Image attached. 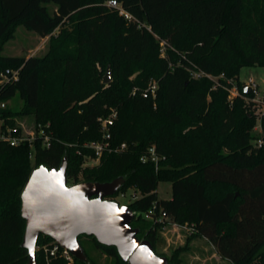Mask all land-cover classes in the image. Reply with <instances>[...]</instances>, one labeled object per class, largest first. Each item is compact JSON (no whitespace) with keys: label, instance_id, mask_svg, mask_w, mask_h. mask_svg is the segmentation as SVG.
Returning a JSON list of instances; mask_svg holds the SVG:
<instances>
[{"label":"trees","instance_id":"16d2710c","mask_svg":"<svg viewBox=\"0 0 264 264\" xmlns=\"http://www.w3.org/2000/svg\"><path fill=\"white\" fill-rule=\"evenodd\" d=\"M108 1L0 0V74L10 77L0 82V101L16 95L23 100L20 111L0 109V119L20 134L16 115H33L37 131L50 136L48 146L39 135L34 147L0 140V264H28L21 194L32 171L42 164L59 167L67 157L68 177L81 182L84 157L95 156L86 143L102 139L98 118L112 108L118 110L112 149L84 171L83 181L123 176L119 193L139 191L141 196L129 204L136 213L132 225L156 253L166 221L190 226L185 245L171 255L158 253L171 264H182L181 254L194 237L208 239L231 264H252L257 257L264 264V146L253 144L256 118L243 97L231 105L224 88H214L207 77L194 78L190 70L239 79L242 68L264 66V0H117L133 14L131 21ZM19 23L50 36L45 57L2 54ZM162 41L166 56H161ZM107 52L113 80L90 82L85 60H99ZM15 71L17 79L12 78ZM152 79L159 83L156 99L133 94ZM163 181L172 183L169 199L158 197ZM92 237L115 264H129L115 246ZM52 241L40 235L37 246ZM80 242L89 260L74 258L72 264H98L83 236ZM37 264L67 260H47L39 248Z\"/></svg>","mask_w":264,"mask_h":264},{"label":"water","instance_id":"95a60500","mask_svg":"<svg viewBox=\"0 0 264 264\" xmlns=\"http://www.w3.org/2000/svg\"><path fill=\"white\" fill-rule=\"evenodd\" d=\"M110 82L108 68L104 83ZM69 182L67 157L59 167L42 164L32 171L21 194V215L26 221L22 247L28 251V264H37L40 235L50 236L84 262L89 258L80 236L87 235L115 246L129 264H171L165 255L156 253L149 239L138 237L141 230L132 225L136 213L131 206L112 199L125 182L123 176L108 182Z\"/></svg>","mask_w":264,"mask_h":264},{"label":"rangeland","instance_id":"374dc122","mask_svg":"<svg viewBox=\"0 0 264 264\" xmlns=\"http://www.w3.org/2000/svg\"><path fill=\"white\" fill-rule=\"evenodd\" d=\"M53 9V6H51V10ZM60 34V29H56L55 32H53V35L57 36ZM50 36L47 37H41L39 34H37L34 31H30L27 29L22 23L17 24L14 29L13 33L10 35L8 39L5 40L3 44V51L2 54L12 56V57H30V56H39V57H45L49 50H50ZM102 57L99 60L96 61H90L88 59L85 60L84 64L88 65L87 75L89 81H93L94 79L99 80L102 84L104 83V78L106 76V73L108 71V68H110V65L108 63L107 56L108 54ZM48 72L51 73L50 68H48ZM2 74H0V79L2 80ZM110 75H111V81L113 80V74L110 69ZM249 77H254L259 81V83L264 86V66H247L242 68L239 80L242 82H245L248 80ZM0 80V82H1ZM109 84V83H108ZM7 107L14 110V111H20L23 108V100L20 98L19 95H16L13 99L10 101H7ZM113 109V108H112ZM16 124L20 129L22 130V133L25 135L31 134L32 132L38 133L36 127L37 124L35 122V118L33 115L30 114H18L16 115ZM257 123V121H256ZM39 127V126H38ZM254 133L256 130L253 128L252 130ZM32 165L34 168L36 167L35 164V158L34 156L31 159ZM100 162V158L94 157H84V160L81 163V169L79 173V180L83 181L84 177V171L92 166L97 165ZM70 184H74L72 180L69 182ZM158 197L161 199H169L172 197V183L163 181L160 182L157 189ZM141 193L134 188H129L128 190H124L123 192L119 193L112 199L115 201H118L121 205H129L136 197H140ZM145 218H151L149 215L145 214ZM172 222L166 221L164 223L165 228H162L160 233V238L158 241V246L156 248L158 253H162V246L167 247V250L165 252L168 255H171L172 251L178 247L181 246L185 240L187 235L192 231L190 226H187L185 228H181V234L182 239L177 237L179 233L170 232L172 229ZM172 237V241L168 242V237ZM83 240L85 243V246L87 250L89 251L90 255L92 257H95L98 264H115V257L110 256L109 254L105 253L104 250L98 246H96V242L94 241L92 236L83 235ZM170 245V246H169ZM164 247V248H165ZM218 252L216 250V247L210 243V241L207 239L203 240H197L193 247L189 248V250L184 251L182 256V264H220L215 260V256ZM203 259H206L203 260ZM221 264H230L228 260H221ZM252 264H262V261L260 258L257 257V259Z\"/></svg>","mask_w":264,"mask_h":264},{"label":"built area","instance_id":"2783aa9c","mask_svg":"<svg viewBox=\"0 0 264 264\" xmlns=\"http://www.w3.org/2000/svg\"><path fill=\"white\" fill-rule=\"evenodd\" d=\"M107 4L111 7L116 8L119 11V14L124 16L129 21L135 20V17L132 13L127 11L123 5L117 0H109ZM149 29H151L149 27ZM161 56H166L165 52V41L161 42ZM192 76L196 79H201L203 77H207L214 81V88L221 86L228 92V100L232 105L236 97L241 96L244 98L247 109L255 116L256 125L254 129L256 130V138L253 140V144L255 147L264 146V129H263V120H264V86H262L257 79L254 77H249L247 81L242 82L237 78H229L226 77L225 74L213 75L211 73H207L204 70L194 68L190 69ZM3 79L1 83L10 80V77L6 74H2ZM12 78H18V71L13 73ZM247 86V92L244 90V87ZM241 88L244 93H242ZM159 89V83L157 80L152 79L149 81L148 85L144 89H133V94L140 92L144 98H153L156 99ZM7 107V102L0 101V109H4ZM118 117V110L116 108L111 109L108 116H101L98 118L102 131V139L97 141H92L86 143L90 149L93 150L95 156L97 158H101L103 153L107 150L112 149V126L115 123V120ZM40 126V125H39ZM42 137V143L44 146L49 145L50 136L44 133L43 129H40L38 133L32 132L31 134L25 135L22 132L17 134V130L15 128H10L9 126L5 127V123L3 119H0V140L7 141L11 146H19L21 144H29L30 147H34L37 136ZM126 146L125 143L121 145V149ZM152 157L157 161V156L155 154V147L151 149ZM151 215V214H147ZM151 217V216H150ZM161 220V218H160ZM192 230V229H191ZM43 248L46 254L47 260H50L51 257L61 256L67 260V264H72L74 262V256L67 249L62 247L58 242L53 240L51 243L44 244L42 247L37 246V249Z\"/></svg>","mask_w":264,"mask_h":264},{"label":"crops","instance_id":"0c3cea01","mask_svg":"<svg viewBox=\"0 0 264 264\" xmlns=\"http://www.w3.org/2000/svg\"><path fill=\"white\" fill-rule=\"evenodd\" d=\"M185 227H187V226H181V225H178V224H175V223H173L172 224V229L170 230V232H174L173 234H175V232L177 233H179V235L177 236V237H179V238H181L182 239V234H181V228H185ZM162 228H165L166 229V226H162ZM165 236H167L166 235V233L164 234ZM190 235H192V231L187 235V237H186V240L183 242V243H181L182 245H185L186 243H187V240H188V237L190 236ZM168 237V236H167ZM159 238H160V234H159ZM159 238H158V241H159ZM168 239V242H171L172 241V237H168L167 238ZM203 239H205V240H207L206 238H204V237H194L193 239H191L190 240V242H189V246H190V248H191V246L193 247V244L197 241V240H203ZM158 241H157V244H156V247L158 246ZM211 243V242H210ZM213 245V244H212ZM170 246V245H169ZM165 246H162V253H164V254H167L166 252H165V250H167V247H165ZM168 255V254H167ZM215 256V260L217 261V262H219L220 264H221V262H223V261H221V260H227V259H224L223 257H221L219 254H217V255H214ZM203 260H205L206 261V259H203ZM230 263V262H229ZM231 264V263H230Z\"/></svg>","mask_w":264,"mask_h":264}]
</instances>
